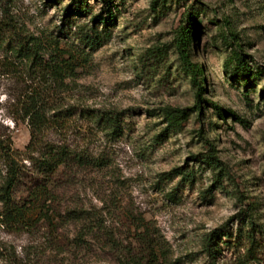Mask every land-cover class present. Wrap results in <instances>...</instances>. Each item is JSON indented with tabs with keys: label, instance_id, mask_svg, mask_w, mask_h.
<instances>
[{
	"label": "rangeland",
	"instance_id": "rangeland-1",
	"mask_svg": "<svg viewBox=\"0 0 264 264\" xmlns=\"http://www.w3.org/2000/svg\"><path fill=\"white\" fill-rule=\"evenodd\" d=\"M112 2L110 36L89 51L72 35L103 29L93 24L105 10L101 0H0L2 29L36 39L46 53L57 39L60 50L87 54L74 76L48 89L55 111L76 115L62 134H44L87 162L64 173L23 226L0 224V264H264V0ZM187 11L197 15L189 49L198 83L175 48ZM69 27V38L58 34ZM240 56L251 76L233 72ZM31 83L23 69L18 76L0 73V131L11 136L18 159L30 140L19 101ZM165 107L189 116L163 138ZM83 110L119 114L122 133L101 131ZM208 145L230 173L221 186L202 162ZM176 168L193 182L162 177ZM250 221L262 248L254 260L218 240L217 253L207 255L206 239L215 231L246 246Z\"/></svg>",
	"mask_w": 264,
	"mask_h": 264
},
{
	"label": "trees",
	"instance_id": "trees-1",
	"mask_svg": "<svg viewBox=\"0 0 264 264\" xmlns=\"http://www.w3.org/2000/svg\"><path fill=\"white\" fill-rule=\"evenodd\" d=\"M105 5L102 14L96 16L93 24H101L103 29L98 31L96 27L87 30L78 28L72 35V39L77 45L89 51H95L100 48L110 36L109 27L112 26L116 14L111 12L115 9L112 0H101ZM75 2L72 4L74 5ZM76 12L85 13L81 7H77ZM70 14V8L66 10L63 28L67 26V18ZM197 15L187 11L183 15V20L176 30L175 48L183 68L190 74L195 83H198L200 68L190 62V43L192 40V31L196 26ZM70 27L58 29L60 36L69 34ZM59 41L52 40L51 51L46 53L43 44L37 42L32 37L11 31V29H2L0 27V51L3 56L0 58V73L3 76H18L23 69L30 80H33L31 86L26 90L19 101L18 119L27 123L30 130V140L24 149L25 155L18 159L19 155L12 147L11 136L0 131V224L12 227L23 226L28 215L36 204L47 200L56 190V181L65 173L81 168L86 164V157L69 150L65 145L55 144L45 141V132L54 130L57 134H62L67 123L76 111L68 109L65 111H55L49 102V86L55 83H61L64 79L74 76L77 62L86 61L83 51H62L58 48ZM77 53V54H76ZM48 54V58H46ZM239 68H235V74L241 73L251 76L248 65L243 57L237 58ZM32 75V76H31ZM201 85V83H199ZM50 91V90H49ZM197 109L201 110V94L198 93ZM53 112L52 114H50ZM163 119L166 124L165 129L159 134L166 137L170 132H178L184 126L188 119V111L179 108L165 107L163 110ZM83 118L94 124L101 131L108 135L122 133L120 115L112 112L101 111H81ZM81 114V115H82ZM17 120V119H16ZM207 153L202 158L214 175L213 182L221 186L224 179L230 177V173L225 164L216 156L213 146L208 145ZM27 161L28 165L23 164ZM166 180H172L175 177L181 179L185 184H191L194 180L190 172H185L182 168H176L169 173L163 174ZM250 229L246 230L244 238L245 245H238L240 239L237 237L232 240L230 234L226 233L220 237L215 232L207 236L205 243V252L211 258L217 253V240L223 244H235L237 248H244L245 257L254 260L256 253H262L259 242L256 239L254 224L250 221ZM263 260V259H262ZM243 264L245 260H243Z\"/></svg>",
	"mask_w": 264,
	"mask_h": 264
}]
</instances>
